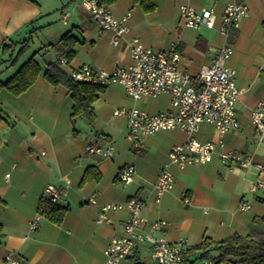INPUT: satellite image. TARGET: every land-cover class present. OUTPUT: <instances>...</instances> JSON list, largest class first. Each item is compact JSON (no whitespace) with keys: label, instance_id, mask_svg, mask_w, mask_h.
Masks as SVG:
<instances>
[{"label":"crops","instance_id":"obj_1","mask_svg":"<svg viewBox=\"0 0 264 264\" xmlns=\"http://www.w3.org/2000/svg\"><path fill=\"white\" fill-rule=\"evenodd\" d=\"M71 1L70 12L64 13ZM243 2L248 16L225 40L218 33L220 18L224 8L237 0H158L157 10L151 14L143 13L132 0H114L109 9L117 19L130 14V31L113 47L111 32L101 30L79 0H0V52L5 56L8 46L43 29L46 33L34 58L48 57L50 63L55 56L49 45L72 31L76 55L64 71L87 66L111 72L131 63L129 44L167 51L170 43L176 42L178 67L196 76L227 42L233 51L225 65L234 70L240 91L235 108L239 129L225 133L221 140L225 149L250 155L264 165V127L257 133L250 123L251 110L264 101V0ZM181 5L197 11L212 9L214 29L184 27L179 16ZM56 19L69 28L54 25ZM46 65L40 66L41 73ZM126 98L119 84L104 88L93 103L95 121L88 124L79 117L72 121L73 102L67 90L52 86L42 74L19 96L0 91V264H9V260L21 264H103L110 239L124 234L125 204L130 199L143 202L145 233L149 232L148 223L162 221L164 227L153 236L171 243L187 241L181 264H201V252L193 249L205 238L221 242L234 234L246 236L256 221L264 220V188L254 194L250 191L257 179L264 182V172L223 165L218 148L202 165H170L174 187L157 196L153 184L168 162V153L172 146L184 143L187 135L178 129L159 131L142 136L140 146L134 147L127 135L126 117L113 115L122 119L123 132L116 134L114 127L99 124L102 109L116 104L154 114L169 109L170 104L165 96L139 101ZM149 99L165 102L153 112L136 104ZM193 136L200 143L218 142L214 128L206 123ZM90 145L101 150L111 147L112 155L107 158L90 153ZM129 165L134 166L135 174L125 184L119 181L118 173ZM48 185L62 191L57 204L66 212L60 224L38 211ZM240 201L248 202L250 208L239 210ZM108 203L122 205V209L109 213L110 223L97 224L99 211ZM36 218L38 226L30 231ZM119 264L156 263L148 244L143 243Z\"/></svg>","mask_w":264,"mask_h":264},{"label":"built area","instance_id":"obj_2","mask_svg":"<svg viewBox=\"0 0 264 264\" xmlns=\"http://www.w3.org/2000/svg\"><path fill=\"white\" fill-rule=\"evenodd\" d=\"M88 11L90 18L101 30L111 32V45L116 47L123 35L130 31L127 19L130 14L117 19L109 7L99 5L96 0H79ZM68 14L62 16L65 23ZM180 21L184 27L192 30L202 28L212 30L215 27L216 15L212 9L195 10L189 5L179 7ZM248 16L245 2L228 4L220 18L218 33L227 40L233 30L240 27V21ZM129 57L131 63L118 67L109 72L94 70L82 66L70 70L68 75L79 83L92 84L106 88L119 84L128 98L139 101L145 98L165 96L170 107L165 111L149 114L138 108L120 109L114 111V116L126 117V130L129 140L134 147L140 146V139L145 135H152L159 131L178 129L187 135L184 143L174 145L168 153V162L160 171L153 189L157 196L174 187V177L169 171L170 165L180 168L186 165H202L211 159L218 151L223 165H234L241 169L249 167L257 172H264V165L253 161L250 155L239 154L227 150L221 140L223 135L239 129L235 108L240 97L236 86L235 72L228 68L225 62L232 54V46L225 42L215 52L210 65L203 67L199 74L191 76L178 67L180 54L177 43L171 42L167 51H155L142 48L134 43L129 44ZM61 67L67 66L66 61L59 62ZM212 126L218 136L217 143H200L195 140L194 134L201 124ZM250 123L257 133L264 127V101H260L250 112ZM90 153L103 157L112 155V148L101 150L95 145L87 147ZM135 168L132 165L123 167L118 173L120 182L128 184L132 181ZM264 188V182L257 179L250 191L254 194L257 189ZM62 191L53 185L45 187L42 198L51 203H58ZM94 204L95 199H90ZM143 202L130 199L125 204L127 219L124 223V234L113 237L104 249L103 264H119L122 260L130 258L138 244L146 243L149 246L151 259L156 264H181L186 252L187 241L179 240L171 243L162 237L152 235L164 227L162 221L148 223L149 232L142 230L146 221L141 217ZM248 202L240 201L239 210H248ZM122 209V205L108 203L103 205L96 218L97 224L110 223L109 213ZM37 218L30 224V231L37 228ZM9 264H21L9 260ZM201 264H210L203 261Z\"/></svg>","mask_w":264,"mask_h":264},{"label":"trees","instance_id":"obj_3","mask_svg":"<svg viewBox=\"0 0 264 264\" xmlns=\"http://www.w3.org/2000/svg\"><path fill=\"white\" fill-rule=\"evenodd\" d=\"M96 1L99 5L106 7H110L114 2V0ZM237 1L240 3L244 0ZM132 2L145 14L154 13L158 7V0H132ZM26 41H23L24 47ZM76 42L72 31L65 34L57 43L49 45L55 60L47 63L42 73L39 63L34 58L36 54H34L11 77L5 81H0V91L5 89L11 95L19 96L27 91L42 74V77L52 86H61L67 90L73 102L72 121L74 122L76 118L80 117L88 124H92L95 121L93 103L97 99V94L102 92L104 88L75 82L68 75L69 72H65L59 65L62 60L69 65L74 59ZM15 62L16 59H13L11 64L14 65ZM38 211L51 222L60 224L66 209L60 207L57 203H51L43 199L39 204ZM193 250L201 252L200 260L210 262V264H264V220L256 221L251 226L250 233L246 236L234 234L221 242H213L209 238H205Z\"/></svg>","mask_w":264,"mask_h":264},{"label":"rangeland","instance_id":"obj_4","mask_svg":"<svg viewBox=\"0 0 264 264\" xmlns=\"http://www.w3.org/2000/svg\"><path fill=\"white\" fill-rule=\"evenodd\" d=\"M56 1H58V0H56ZM71 5H73V1H71L69 3V5H68V7H66L64 13L70 12L69 7ZM57 18H58V14H57ZM69 19H68V22H69ZM54 25H57V26L59 25V26L63 27L62 23H60L59 19H56ZM63 28H69V27H63ZM53 30H56V29L54 28ZM62 32L64 33L65 31H62ZM45 33H46V31L43 32V29H36L35 31L30 32L26 36H24V38H22L17 45H11L7 49H5V51H3L6 53L5 56H3L2 53L0 52V81H5L9 77H11L24 62H26L29 58H31L33 56V54L36 52V50L39 49L40 40L42 39V36L45 35ZM63 33H62V35H63ZM24 40H27L25 43L26 44L25 47L23 45ZM22 47H23V49L21 50ZM13 59H16V62L14 65L11 64ZM52 59H53V56H52ZM49 60H50V58H48V57H44V58L43 57H37V61L42 68H44V66L46 65V63ZM63 69L67 70L66 67H63ZM163 102H165V101L162 99H159V100L149 99V100L145 101V103L139 102L136 104L137 105L141 104L143 108L147 109L148 111L153 112L156 107L161 108L160 104ZM155 105H157V106H155ZM120 106L121 105L115 104V105H113L112 108H109L107 106H106V108H103L101 111V116L99 117V124H105V125L108 124L109 126H112L115 128L114 132L116 134L121 135V133L123 132L122 124H120L122 119L113 117L114 111L123 109ZM156 110H159V109H156ZM149 114H151V113H149ZM80 119L84 120L83 118L79 117V120ZM91 128L94 129L93 127H91ZM124 134L126 135V132Z\"/></svg>","mask_w":264,"mask_h":264}]
</instances>
